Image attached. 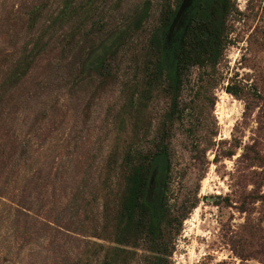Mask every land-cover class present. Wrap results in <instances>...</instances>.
<instances>
[{"label":"rangeland","instance_id":"obj_1","mask_svg":"<svg viewBox=\"0 0 264 264\" xmlns=\"http://www.w3.org/2000/svg\"><path fill=\"white\" fill-rule=\"evenodd\" d=\"M145 3L148 17L125 39L111 76L83 68L90 48ZM232 3L216 73H190L183 121L171 132L168 194L176 213L197 206L167 264H264V0ZM174 5L0 0V264L145 263L142 247L118 252L113 223L122 159L151 147L169 108L160 88L143 91L137 65Z\"/></svg>","mask_w":264,"mask_h":264},{"label":"trees","instance_id":"obj_2","mask_svg":"<svg viewBox=\"0 0 264 264\" xmlns=\"http://www.w3.org/2000/svg\"><path fill=\"white\" fill-rule=\"evenodd\" d=\"M182 1L175 0L174 7L167 6L163 11L159 26L151 34L137 65L143 72V91L149 93L160 88L168 99L169 108L151 147L144 151L140 147L131 148L122 159L123 191L113 223V242L119 246L116 247L118 252L123 250L120 247L144 248L148 254L144 264L168 263L177 229L197 206L192 201L176 213L179 206L172 204L168 194L172 173L171 132L176 123L183 121L180 97L190 73L194 69L201 70L205 76L209 72L216 73L229 42L232 0H192L183 24L167 39ZM149 9V4L145 3L124 28L111 35L104 44L91 47L83 68L89 67L102 81L109 78L112 63L127 45L125 39L148 17ZM225 91L236 95L229 87Z\"/></svg>","mask_w":264,"mask_h":264},{"label":"water","instance_id":"obj_3","mask_svg":"<svg viewBox=\"0 0 264 264\" xmlns=\"http://www.w3.org/2000/svg\"><path fill=\"white\" fill-rule=\"evenodd\" d=\"M192 3V0H183L178 8V11L175 15V18L168 30V35H167V39H170V37L173 34V31L175 29H178L179 26H181L183 24V19H184V14L187 11V9L190 7ZM153 182V179L151 180V183Z\"/></svg>","mask_w":264,"mask_h":264}]
</instances>
